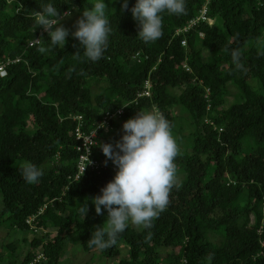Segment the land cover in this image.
<instances>
[{
	"label": "trees",
	"instance_id": "obj_1",
	"mask_svg": "<svg viewBox=\"0 0 264 264\" xmlns=\"http://www.w3.org/2000/svg\"><path fill=\"white\" fill-rule=\"evenodd\" d=\"M104 2L112 31L102 58L93 62L71 35L75 28L65 48L39 53L50 37L39 36L42 27L35 29L31 16L52 4L61 17L69 11L81 17L94 0H0V65L9 63L0 76V220L35 235L21 264L40 251L46 256L40 264H60L70 241L90 252L95 226L105 223L107 210L98 215L92 198L116 172L109 163L74 180L80 156L72 117L83 115L90 132L106 112L123 109L112 122L117 132L153 106L180 146L175 163L182 187L173 188L150 228L129 224L116 245L98 249L102 257L118 258L124 245L126 257L118 264H264V47L257 42L264 40V0H185V14H162L163 35L149 43L137 36L136 0H128L127 10L123 0ZM205 4L215 22L191 32L184 48L175 32ZM35 39L39 44L30 47ZM234 49H241L247 71L233 64ZM137 54L141 62L133 60ZM148 78L152 98L135 104ZM93 151V158L108 160L99 145ZM24 161L43 170L38 183L23 179L18 165ZM33 215L36 231L27 224ZM41 227L49 232L39 234ZM15 246H8L10 264H18Z\"/></svg>",
	"mask_w": 264,
	"mask_h": 264
},
{
	"label": "clouds",
	"instance_id": "obj_2",
	"mask_svg": "<svg viewBox=\"0 0 264 264\" xmlns=\"http://www.w3.org/2000/svg\"><path fill=\"white\" fill-rule=\"evenodd\" d=\"M41 8L42 11H34L31 18L34 21L35 29L42 27L39 36L48 34L50 45L39 46L38 52L45 53L56 46L65 48L69 29L64 27L61 21L68 18L71 11L65 12L61 17L57 8L52 4H46ZM106 9L107 4L104 0H94L91 8H84L82 16L75 22V31L71 33L80 42L84 57L93 62L102 58L112 31ZM127 9L128 0H123L122 10ZM131 12L133 18L138 22L137 36L145 43H149L158 40L163 35L162 14L183 15L186 12V6L185 0H136ZM210 18L215 22L212 17ZM200 38H204V36ZM257 42L261 47H264V40L258 38ZM80 54L81 52L77 51L74 56L79 58ZM261 54L264 55V52ZM231 56L237 70L247 71L241 63V49L232 50ZM133 60L141 62L140 54H137ZM156 67L157 65L153 71H156ZM147 81L151 83V95L139 98V95L145 91ZM153 89L154 85L150 78L145 79L143 90L138 93L133 102L138 104L142 99H151ZM208 92L210 94L209 90H207V94ZM79 116L82 117L84 125L86 124L83 115L75 114L72 117L76 124L72 134L75 141V152H77L75 131L79 126L77 119ZM112 122L108 131H101L102 135L108 136L109 139L113 131ZM100 127H106V125L102 123ZM123 132L121 139L114 145L109 143L108 139L99 137V147L102 148L107 159L113 163L106 159L102 161H105L106 167L110 163V169L116 173L114 178L101 189L102 194L92 198L96 213L103 215L102 209H106L107 217L102 226H95L92 236L87 242L90 248L96 247L104 250L116 245L118 236L128 228L130 223L137 228H150L152 222L167 209L173 188L178 190L182 187V180L175 163L176 158L181 154L180 146L173 136L171 123L158 111L157 107L153 106L149 110L140 109L134 117L124 122ZM18 166L23 179L28 184L38 183L43 175V170L30 161H24ZM87 211V204L80 208L83 219ZM211 258L210 254L208 259L211 260Z\"/></svg>",
	"mask_w": 264,
	"mask_h": 264
},
{
	"label": "built area",
	"instance_id": "obj_3",
	"mask_svg": "<svg viewBox=\"0 0 264 264\" xmlns=\"http://www.w3.org/2000/svg\"><path fill=\"white\" fill-rule=\"evenodd\" d=\"M204 23H208L209 25H212L214 21L209 17L208 8L205 5L202 10L200 11V14L192 18L185 24L183 27H180L176 30L175 36L178 38L182 37L181 45L185 48L188 46V38L187 36L195 31L196 29H199L200 26ZM199 36L203 37L204 33L199 32ZM35 44H39V40L33 41L30 46H34ZM19 60H16L18 62ZM3 64L0 65V75L5 76L6 75V65ZM187 71L190 70L188 65L184 66ZM151 89V83L150 81H147L145 83V91L139 95V98L145 96L149 97L151 95L150 92ZM209 94V92H208ZM138 103V101H136ZM124 114V110L120 109L116 113L113 112H107L101 121H99L96 125H94V128L90 132L84 131V122H82V117L79 116L77 119L79 120V126L77 127L75 131V139L77 142L76 150L77 153L80 155L79 157V163H78V171L75 175L74 180H79L81 176H83L89 169L93 171H97L100 168L106 167L105 161H100L99 159L93 158V150L97 148L99 145V133L103 130L108 131V128L111 125L112 120H115L122 116ZM105 124L106 127H100V124ZM104 144V143H103ZM91 162V163H90ZM47 206L43 207L39 212L43 213ZM34 217V218H31ZM27 219V224L31 227V229H35V231L38 229L37 224L35 223L37 215L31 216ZM46 260L45 254L40 251L36 256H34L28 264H40L41 262Z\"/></svg>",
	"mask_w": 264,
	"mask_h": 264
},
{
	"label": "rangeland",
	"instance_id": "obj_4",
	"mask_svg": "<svg viewBox=\"0 0 264 264\" xmlns=\"http://www.w3.org/2000/svg\"><path fill=\"white\" fill-rule=\"evenodd\" d=\"M68 18L61 21L63 26L68 28L69 30L75 28L74 27L75 22L80 18V16L79 15L76 16L73 14ZM178 114L181 113L178 111ZM115 132H116L115 130L111 132V141L109 142L113 145L116 143L117 141L116 139L119 137L120 133L123 132V129L118 130L116 133ZM1 211H2V197L0 196V213ZM0 223H1L0 252L2 256V262L0 264H10V262L14 261L12 260V256H11L12 252L8 249V246H10L11 244L16 245L15 246L17 248V251L15 253L16 254L15 257L17 258L16 262L18 264H21L24 258L27 256V253L30 249L29 243L33 238H35V235H33L32 232L20 231L16 228L12 229L9 224L10 222L8 221L1 222L0 220ZM130 225L136 227L131 223ZM39 229L41 231V233L39 234H44V233L47 234L49 232V230H45L42 227ZM52 231H53V235L50 237V239H53V237L56 235L55 230L52 229ZM214 241L217 242L218 239ZM120 250H121V255L118 258L106 259L102 257L98 248H94L92 251L86 252L80 245L70 241L65 248V254L62 257L60 264H118L121 258L126 257V252H127V249L124 245H120Z\"/></svg>",
	"mask_w": 264,
	"mask_h": 264
}]
</instances>
